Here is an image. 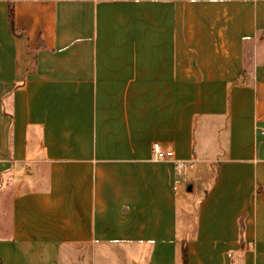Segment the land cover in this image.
Here are the masks:
<instances>
[{"label": "crops", "instance_id": "obj_1", "mask_svg": "<svg viewBox=\"0 0 264 264\" xmlns=\"http://www.w3.org/2000/svg\"><path fill=\"white\" fill-rule=\"evenodd\" d=\"M0 264H264V0H0Z\"/></svg>", "mask_w": 264, "mask_h": 264}, {"label": "built area", "instance_id": "obj_2", "mask_svg": "<svg viewBox=\"0 0 264 264\" xmlns=\"http://www.w3.org/2000/svg\"><path fill=\"white\" fill-rule=\"evenodd\" d=\"M153 151L155 158L157 159H169L173 160L177 166L178 172H181L189 167H193L194 163L184 159L176 158L175 152L173 149H167L164 147L162 142L156 141L153 144Z\"/></svg>", "mask_w": 264, "mask_h": 264}, {"label": "trees", "instance_id": "obj_3", "mask_svg": "<svg viewBox=\"0 0 264 264\" xmlns=\"http://www.w3.org/2000/svg\"><path fill=\"white\" fill-rule=\"evenodd\" d=\"M9 11H10L11 22L14 25V5L12 1H10Z\"/></svg>", "mask_w": 264, "mask_h": 264}, {"label": "rangeland", "instance_id": "obj_4", "mask_svg": "<svg viewBox=\"0 0 264 264\" xmlns=\"http://www.w3.org/2000/svg\"><path fill=\"white\" fill-rule=\"evenodd\" d=\"M185 160V159H184ZM187 161H191V160H187ZM191 162H193V161H191ZM194 163V162H193ZM194 167V166H193ZM193 167H189V168H193ZM188 169V168H187ZM187 169H185V170H183V171H181V172H178V173H184ZM178 171V170H177Z\"/></svg>", "mask_w": 264, "mask_h": 264}]
</instances>
